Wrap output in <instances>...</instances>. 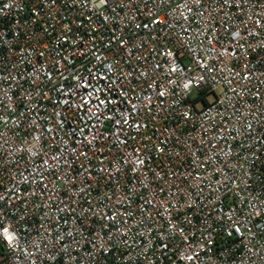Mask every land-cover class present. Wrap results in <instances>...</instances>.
Returning <instances> with one entry per match:
<instances>
[{
  "label": "built area",
  "instance_id": "2783aa9c",
  "mask_svg": "<svg viewBox=\"0 0 264 264\" xmlns=\"http://www.w3.org/2000/svg\"><path fill=\"white\" fill-rule=\"evenodd\" d=\"M0 264H264V0H0Z\"/></svg>",
  "mask_w": 264,
  "mask_h": 264
}]
</instances>
